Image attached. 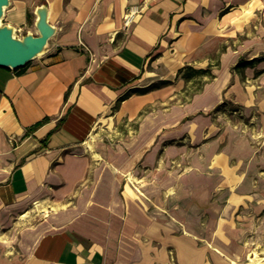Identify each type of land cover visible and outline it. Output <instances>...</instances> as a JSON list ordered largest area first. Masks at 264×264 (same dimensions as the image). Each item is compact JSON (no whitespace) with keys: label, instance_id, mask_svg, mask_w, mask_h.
I'll use <instances>...</instances> for the list:
<instances>
[{"label":"crops","instance_id":"0c3cea01","mask_svg":"<svg viewBox=\"0 0 264 264\" xmlns=\"http://www.w3.org/2000/svg\"><path fill=\"white\" fill-rule=\"evenodd\" d=\"M252 1L12 2L22 25L29 15L35 26L45 4L56 31L46 54L0 66V264H207L203 215L218 210L221 190L220 210L229 214L262 195L251 186L257 164L249 142L219 151L212 140L197 158L201 169L193 160L195 170L176 175L174 193L164 174L138 175L144 196L132 180L126 188L121 162L94 158L82 145L140 80L173 79L218 37L234 34V19ZM131 5L143 10L125 27ZM228 60L222 53L221 65ZM241 161L250 163L246 175ZM33 210L42 216H26Z\"/></svg>","mask_w":264,"mask_h":264},{"label":"rangeland","instance_id":"374dc122","mask_svg":"<svg viewBox=\"0 0 264 264\" xmlns=\"http://www.w3.org/2000/svg\"><path fill=\"white\" fill-rule=\"evenodd\" d=\"M12 2L0 24L12 25L17 37L27 32L37 34L29 15L27 24L22 25V12ZM251 3L234 19V34L221 35L212 43V50L199 52L190 64L184 65L206 69L212 63V76L207 72L198 77L187 68L189 81L183 74L168 80H140L138 87L126 91L130 94L127 100H116L100 116L92 136L87 138L91 146L82 145L84 152L94 158L121 162L123 172L127 171L126 188L132 180L138 185H132L133 189L144 196V179H138V175L145 176L150 171L164 174L171 179L174 193L176 175L186 169L195 170L193 160L201 169L197 158L201 160L208 154L207 146L212 140L217 141L219 151H224L230 141L236 147L241 142L238 139L249 142L257 164L255 173L249 174L254 181L251 186L262 195L229 214L220 210L227 188L221 190L218 210L203 215L207 264H264V0ZM49 48L48 41L37 57ZM222 53L229 54V64L225 66L221 65ZM240 60L247 63L236 68ZM230 163L235 164L236 157ZM240 164V171L246 175L245 168L250 163ZM31 213L37 215V210L26 216ZM216 253L219 258L214 261L211 257Z\"/></svg>","mask_w":264,"mask_h":264},{"label":"water","instance_id":"95a60500","mask_svg":"<svg viewBox=\"0 0 264 264\" xmlns=\"http://www.w3.org/2000/svg\"><path fill=\"white\" fill-rule=\"evenodd\" d=\"M11 0H0V20ZM38 33L27 32L22 37L14 34V27L0 24V66L18 68L42 53L49 39L54 35L56 27L49 21L48 7L43 4L37 8Z\"/></svg>","mask_w":264,"mask_h":264},{"label":"trees","instance_id":"16d2710c","mask_svg":"<svg viewBox=\"0 0 264 264\" xmlns=\"http://www.w3.org/2000/svg\"><path fill=\"white\" fill-rule=\"evenodd\" d=\"M247 62H243V61H239L236 68L240 67L241 65L245 64ZM220 63H216L217 66H219ZM213 67V64L212 63H209L208 65V68L204 69V68H201V69H195V68H192V67H187V66H182L178 73H177V76H179L180 74H183L184 78L186 79V81H189L190 80V77L191 75L190 74H186L185 71L188 69H190L191 71H195L197 74H198V77H201L202 74L203 76H205L204 74H206L208 72L209 75H213V72H212V68ZM71 88V87H70ZM70 88L68 89V91L66 92L65 94V97L67 98V95H68V92L70 90ZM146 89V88H145ZM143 91V89H141ZM130 96V94L128 92L124 93L122 96H120L118 98V101H121V100H125L126 98H128ZM49 119V116H46L40 120H38L37 122H35L34 124H32L31 126H29L28 130H31V131H34L35 129H37L39 126H41L42 124H44L47 120Z\"/></svg>","mask_w":264,"mask_h":264},{"label":"built area","instance_id":"2783aa9c","mask_svg":"<svg viewBox=\"0 0 264 264\" xmlns=\"http://www.w3.org/2000/svg\"><path fill=\"white\" fill-rule=\"evenodd\" d=\"M143 10L142 5H131L124 15V26L128 27L136 18L141 14Z\"/></svg>","mask_w":264,"mask_h":264},{"label":"bare ground","instance_id":"6f19581e","mask_svg":"<svg viewBox=\"0 0 264 264\" xmlns=\"http://www.w3.org/2000/svg\"><path fill=\"white\" fill-rule=\"evenodd\" d=\"M41 54V53H40ZM89 136H92V132L90 133V135ZM85 143L88 145V147H90L91 146V143H90V141H89V139H87L86 141H85ZM131 191V189L130 188H128V192H130Z\"/></svg>","mask_w":264,"mask_h":264}]
</instances>
